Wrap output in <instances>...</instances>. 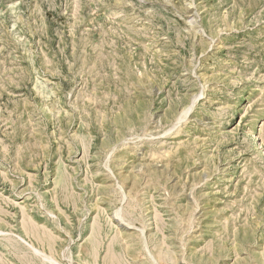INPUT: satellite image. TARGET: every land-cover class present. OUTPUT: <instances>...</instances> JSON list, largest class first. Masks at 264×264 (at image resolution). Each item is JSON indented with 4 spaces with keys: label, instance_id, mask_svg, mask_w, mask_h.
<instances>
[{
    "label": "rangeland",
    "instance_id": "1",
    "mask_svg": "<svg viewBox=\"0 0 264 264\" xmlns=\"http://www.w3.org/2000/svg\"><path fill=\"white\" fill-rule=\"evenodd\" d=\"M0 264H264V0H0Z\"/></svg>",
    "mask_w": 264,
    "mask_h": 264
}]
</instances>
